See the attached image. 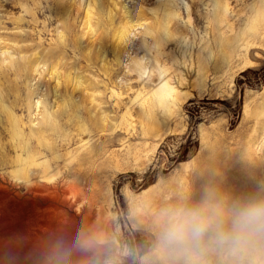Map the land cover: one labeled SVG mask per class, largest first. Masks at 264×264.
I'll list each match as a JSON object with an SVG mask.
<instances>
[{
    "label": "rangeland",
    "instance_id": "1",
    "mask_svg": "<svg viewBox=\"0 0 264 264\" xmlns=\"http://www.w3.org/2000/svg\"><path fill=\"white\" fill-rule=\"evenodd\" d=\"M0 65V264H185L167 212L264 198L262 0H0Z\"/></svg>",
    "mask_w": 264,
    "mask_h": 264
},
{
    "label": "clouds",
    "instance_id": "2",
    "mask_svg": "<svg viewBox=\"0 0 264 264\" xmlns=\"http://www.w3.org/2000/svg\"><path fill=\"white\" fill-rule=\"evenodd\" d=\"M209 248L227 264H264V198H251L225 209L211 197L195 208L165 214L157 250L174 254L185 264H198Z\"/></svg>",
    "mask_w": 264,
    "mask_h": 264
},
{
    "label": "bare ground",
    "instance_id": "3",
    "mask_svg": "<svg viewBox=\"0 0 264 264\" xmlns=\"http://www.w3.org/2000/svg\"><path fill=\"white\" fill-rule=\"evenodd\" d=\"M262 4H263V6H264V0H262ZM16 66H17V68H16V70L19 72V70L21 69V63H17L16 64ZM4 68L5 69V67L4 66H2V65H0V70H1V68ZM16 71V72H17ZM21 72V71H20ZM175 92V89H174V87H172V86H169V85H167V83L166 84H163L162 86H160V87H158L157 88V90H156V95L158 96V98H159V101L164 105L165 103H169L170 102V100H172V102H176V101H178V100H174L173 98V93ZM172 97V98H171ZM20 157V156H19ZM18 157V158H19ZM20 160H21V157L19 158ZM15 161H17V160H15Z\"/></svg>",
    "mask_w": 264,
    "mask_h": 264
}]
</instances>
